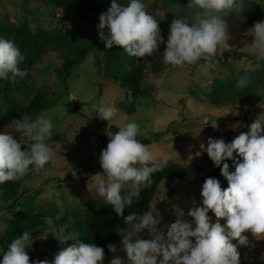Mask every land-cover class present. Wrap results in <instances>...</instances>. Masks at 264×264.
I'll list each match as a JSON object with an SVG mask.
<instances>
[{
  "label": "rangeland",
  "instance_id": "1",
  "mask_svg": "<svg viewBox=\"0 0 264 264\" xmlns=\"http://www.w3.org/2000/svg\"><path fill=\"white\" fill-rule=\"evenodd\" d=\"M256 1L262 3V0ZM117 2L126 5L130 0ZM141 2L145 4L146 11L158 20L165 41L160 48L165 50L170 30L169 23L164 22L166 13L162 1ZM107 10L99 12L95 19H68L45 0H0V37L12 40L18 48V29L26 26L38 36L44 31L65 34L68 44L75 37L85 49L66 82L58 72L65 61V46L46 49L41 59L32 65L21 62L18 67L27 72L25 77H17L15 81L0 79V133H11L22 144L29 143L27 138L8 127L14 119H23V116H12L11 100L28 104L41 89H46L49 97L55 101L54 105L29 115L32 119L40 115L51 118L54 125L52 137L46 143L54 150L53 159L42 169L36 170L34 166L29 169L22 177L21 194L17 199L5 201L0 185V261L3 259L2 235L8 223L18 216L27 212H42L52 219L67 216L75 221L85 218L89 201L100 197L95 190L94 178L96 174L103 175L99 156L106 147L100 141V132L110 140L109 135L115 133L112 125L122 127L126 123L136 122L140 133L161 132L158 138L146 144L154 157L189 163L197 155L206 153L200 145L203 143L207 147L208 138L215 139L216 131L225 137L226 143H231L241 132H247L246 126L259 115L264 119V66L252 70L255 64L248 61L242 70V59L233 57H228L224 65L219 63L216 69L209 68L203 59L183 68L166 65L154 71L148 67L144 81L150 88V96L139 97L136 110L131 114L119 108L118 103L124 98L121 78L130 70L134 57L119 46L106 49L100 41L97 18ZM260 21H264V16L251 24L243 20L228 23V44L232 49L228 51L221 47L217 55L221 56L224 52L254 54L251 46L254 37L248 34V30ZM243 75H248L247 85L236 88L230 96L233 91L231 87H236ZM100 106H113L118 111L107 122L98 117ZM57 135L71 143L68 155L55 151ZM233 157L240 159L236 153ZM234 170L235 166L229 168L230 172ZM216 179L220 181L222 189L228 187L224 176ZM203 183L189 184L175 178L165 179L150 205L151 211L160 214L161 224L158 227L166 231V226L175 221L177 208L186 215L192 207V198H195L197 205H201ZM124 186L132 189L131 183ZM209 216L215 223L214 213L209 211ZM186 218L191 220L187 215ZM220 223L224 225L226 220L221 219ZM65 235L81 242L76 232L67 225L58 229L54 226L43 237L37 238L31 248L26 249L30 264L37 259H47L51 264L58 251L76 242L69 240L61 245L58 237ZM141 236L148 239L147 230ZM121 241L122 238L112 243L118 251L106 254L103 264H110L114 256L126 259ZM238 251L240 264H264V260L260 259L264 254V239L253 238L251 247L242 249L239 246Z\"/></svg>",
  "mask_w": 264,
  "mask_h": 264
},
{
  "label": "clouds",
  "instance_id": "2",
  "mask_svg": "<svg viewBox=\"0 0 264 264\" xmlns=\"http://www.w3.org/2000/svg\"><path fill=\"white\" fill-rule=\"evenodd\" d=\"M188 7L198 11L188 12V18L172 21L166 49L160 54L163 62L183 68L203 59L209 68L216 69L219 67L218 49H232L228 44L230 33L226 17L230 14L242 16L246 0H190ZM99 21V39L106 49L115 45L129 56L145 58L156 55L159 45L165 42L158 20L146 11L141 0H130L126 5L112 0ZM248 34L254 37L251 46L256 63L252 70H258L264 62V21L256 22ZM23 60L14 42L0 37V79L15 81L17 77H25L27 72L18 67ZM247 83L248 75H243L236 87L242 88ZM128 93L131 102V90ZM117 111L113 106H100L98 117L109 122ZM8 127L26 137L29 143L22 148L21 141L11 133H0V184L20 180L30 166L36 170L44 168L54 155V150L46 143L52 137L51 118L40 115L32 119L24 114L22 120L14 119ZM246 127L248 131L241 132L231 143L211 137L207 147L201 143V149L213 165L220 168L228 187L222 189L218 179L206 178L200 192L202 206L192 198V207L186 214L191 220L183 210L175 209V221L166 226V231L158 227L160 214L149 210L142 215L132 212L124 216V211L139 197L142 188L151 186L153 174L166 167L168 157L156 159L150 147L137 139L140 127L136 122L126 123L118 132L108 134L110 140L99 156L103 175L94 176L95 190L127 225L117 229L126 259L114 256L110 264H240L238 247L250 246L249 235L257 240L264 239V119L259 115ZM60 149L57 143L55 151ZM234 153L240 159H234ZM229 159L234 160L232 172L225 162ZM72 174L76 175L73 168ZM126 183H131L132 190L122 195ZM209 211L214 213L215 223ZM221 219L226 220L224 225ZM45 224L51 227L53 219L46 217ZM145 230L148 239L141 236ZM58 240L64 245L76 238L65 235ZM33 242L29 231H24L8 245L0 264H30L26 249L31 248ZM107 247L112 253L118 251L114 244ZM104 258V248L76 241L58 251L51 264H103ZM260 259L264 260V254ZM31 264L50 262L37 259Z\"/></svg>",
  "mask_w": 264,
  "mask_h": 264
},
{
  "label": "trees",
  "instance_id": "3",
  "mask_svg": "<svg viewBox=\"0 0 264 264\" xmlns=\"http://www.w3.org/2000/svg\"><path fill=\"white\" fill-rule=\"evenodd\" d=\"M45 1L53 4L55 8L61 11V15L68 19H95V16L103 10H107L112 2V0ZM161 1L166 13V20L164 22L169 23V30L170 24L174 19L188 18V12L194 14L198 11L197 9L189 8V2L187 0ZM246 4L247 7L242 16L238 17L235 14H230L229 17H226L227 22L231 23L233 21L243 20L248 24H251L264 16V0H262V3H259L256 0H246ZM97 19L99 24V18ZM107 32L108 30L106 28L105 33L107 34ZM71 40L72 41L68 44V39L65 34H53L46 31H44L41 36H38L33 34L26 26L19 27L17 36V44L19 45L21 54L24 56L22 62H25L28 65H32L40 60L42 53L46 49H57L65 46V61L58 71L59 76L62 77L64 82H66L67 78L71 77L72 69L85 52L84 46L75 37ZM160 46L161 44L159 45L156 55L145 58L134 57V61L130 63V70L124 73L121 78V87L124 92V98L118 103V107L124 109L129 114L135 112L137 99L139 97L150 96V88L144 81L146 69L150 67L154 71H159L166 66L163 62L162 55H160L165 50H161ZM228 57L242 59V70L244 69L246 62L252 61L253 64L256 63L255 54L253 53L224 52L221 56L217 55L216 58L219 60L220 64L224 65ZM261 65L264 66V62H261ZM236 88L235 85L231 87V90L233 89V91L230 93V96L235 92ZM128 90H131V102H129ZM54 104L55 101L49 97L48 91L46 89H41L28 104H23L18 100H11V114L14 118H20L24 114L29 116ZM119 128L120 127L116 125L111 126V129L115 132H118ZM160 134L161 132L140 133L137 136V139L144 144H148L152 139L158 138ZM214 136L215 139L222 138L226 142L225 137L219 131H216ZM99 138L104 147H107L109 140L105 136V133L100 132ZM57 143L61 145L59 153H65L68 155V151L71 149V143L60 138L58 135L55 138L54 147ZM26 147L27 144H22V148ZM225 162L228 163L230 167L234 166L233 159H229ZM32 167L33 166H30V168ZM209 177L221 178L222 175L220 168L213 165V162L208 157L207 153L197 155L189 163L168 161L163 170L153 174V183L151 186L141 189L139 197L134 198L133 204L125 209L124 216H127L132 212H135L137 215H142L144 212L149 211L158 187L167 178H175L189 184H194L197 182H204L205 179ZM21 181L22 178L17 181H8L0 184L3 187L2 197L5 201H11L20 196ZM131 190L132 189L124 186L122 189V195L127 194ZM46 217L50 216L42 212H27L11 220L1 238L2 254L7 250L11 241L24 231H29L35 241L37 238L43 237L44 234L54 228V226L58 229L60 226L67 225V228L69 227L70 230L76 232L82 243H94L95 245L104 248L106 255L110 253L107 246L122 238L117 234V229L127 227V225L124 224L123 218L118 216L112 209L111 205L105 203L101 197L89 201L86 208L85 218L83 220L72 221L67 216H63L60 219H53V225L49 227L45 224ZM249 240L251 242L249 247H251L253 244V237H251V235H249ZM240 247L242 249L249 248L244 246Z\"/></svg>",
  "mask_w": 264,
  "mask_h": 264
}]
</instances>
